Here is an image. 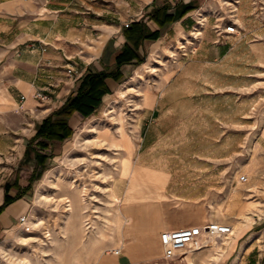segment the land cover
<instances>
[{
    "label": "rangeland",
    "instance_id": "obj_1",
    "mask_svg": "<svg viewBox=\"0 0 264 264\" xmlns=\"http://www.w3.org/2000/svg\"><path fill=\"white\" fill-rule=\"evenodd\" d=\"M189 14L187 24H174L167 30L169 37L160 42L154 60L147 61L153 46L148 45L143 49L141 64L123 68L124 77L110 82L112 92L103 96L92 115L75 114L70 119L73 135L53 145L44 166H37L26 156L27 143L16 166L5 156L4 197V186L12 178L10 184L18 180L19 186L11 190L18 189L16 194L23 191L28 203L20 207L19 216L9 217L0 229V264H97L110 249L140 242L143 237L152 248L158 247L152 264H192L190 257L196 264H210L218 261L219 253L205 245L199 251L165 258L157 238L169 227L155 232L150 223L162 218H172L177 228L205 226L212 221L226 223L237 229L229 238L215 237L225 242L242 233L238 226L247 227L255 218L264 217V0H200L198 8ZM232 22L238 32L224 33ZM217 48L226 50V56L219 58ZM186 63L210 66L203 72L205 106L219 108L213 116L220 117L223 128L220 133L213 132L216 127L208 110L202 121L213 125H206L203 134H155L157 142L176 148L151 152L163 154L172 173L164 182L156 171L141 167L149 180L131 198L127 193L130 176L120 180L125 148L115 147L112 138L120 141L128 135L132 148L134 142L138 146L145 141L143 95L151 89L158 91L163 79L180 72ZM141 65V73L136 74ZM124 84L128 88L121 99L117 92ZM114 100L122 101L115 105ZM93 128L101 133H92ZM105 132L104 145L87 142L103 139ZM140 153L135 151V158ZM216 157V161H208ZM130 159L132 169L138 166L133 157ZM35 170L37 178L31 189H24ZM241 175L248 176L249 181L241 182ZM117 182L125 184V197L118 195ZM151 185L160 187V191L151 189ZM66 197L74 205L72 210ZM23 215L26 221L20 220ZM202 243H207L205 238ZM226 250H220L222 261Z\"/></svg>",
    "mask_w": 264,
    "mask_h": 264
},
{
    "label": "crops",
    "instance_id": "obj_2",
    "mask_svg": "<svg viewBox=\"0 0 264 264\" xmlns=\"http://www.w3.org/2000/svg\"><path fill=\"white\" fill-rule=\"evenodd\" d=\"M190 1L200 5V0H0V204L4 198L5 156L12 166H16V161L23 158L28 139L35 134L46 116L40 119L39 115L48 114L60 107L74 94L77 80L85 72L115 69L116 57L126 42L123 28L127 23L143 20L150 31H161L159 39H147L139 48L143 55L144 47L153 45L147 61L154 60L161 49L160 42L169 37L167 30L174 24L177 27L187 24L190 14L187 13L163 28L150 19L149 14L164 4L175 7L179 3ZM116 5L119 8H115ZM215 51L219 58L227 54L221 48ZM68 63L78 72L76 81L63 76L65 83L55 88L49 100L42 102L35 96L37 90L51 82L50 75L65 74ZM130 64L133 63L126 64L123 68ZM142 65L136 74L141 73ZM198 66L186 63L180 72L163 79L158 91L151 89L141 99L145 141L138 146L134 142L130 156L139 167L156 171L164 182L172 173L170 163L164 161L163 154L151 152L172 151L176 148L171 144L157 142L153 138L155 134H203L204 127L209 124L216 127L214 133H220L223 128L220 117L213 116L219 108L216 105L205 106L207 99L203 95V72L210 66L204 63ZM197 71L199 73L195 74ZM132 79L134 77L129 80ZM107 81L111 88L110 82L115 80ZM208 110L213 116V124L202 121L204 112ZM190 128L200 130L190 131ZM137 150L143 153L135 158ZM151 156L155 159H148ZM217 158L219 157L208 161L214 162ZM7 181L14 182L12 178ZM124 185L123 182H117L116 189L120 197L126 195ZM151 189L158 192L161 188L151 185ZM17 192L18 189L15 188L10 194L16 195ZM27 200L23 196L0 214V229L8 223L9 217L19 216L20 207H24ZM150 225L155 232L166 227L177 228V223L172 218H162ZM238 229L242 230L239 236H232L227 244H222V250L227 249L223 261L220 251L218 261L210 264H264V217L259 220L255 218L251 225H240ZM229 237L230 235L227 238ZM144 239L143 237L140 242L132 241L122 246L120 254H115L110 249L99 257L97 264H152L151 261L158 256V247L152 248ZM157 241L161 244L159 238ZM199 248L192 251H199ZM190 259L192 264H196L193 257Z\"/></svg>",
    "mask_w": 264,
    "mask_h": 264
},
{
    "label": "trees",
    "instance_id": "obj_3",
    "mask_svg": "<svg viewBox=\"0 0 264 264\" xmlns=\"http://www.w3.org/2000/svg\"><path fill=\"white\" fill-rule=\"evenodd\" d=\"M199 5L190 2H182L172 7L164 4L155 8L149 14V18L154 20L161 28L178 21L190 11L198 8ZM126 37L121 52L116 57L115 69L110 71L85 72L77 81V90L74 94L57 109L48 114L39 125L36 133L27 141L26 156L34 159L37 166H44L48 159L53 145L62 143L71 137L74 129L70 124V119L75 114L84 117L92 115L101 105L103 96L111 93L108 79L120 81L124 77L123 66L129 63L141 64L144 56L139 52L140 46L145 40H157L161 36V31H150L143 20L129 23L123 28ZM36 170L29 179V184L24 188L31 189L32 183L37 178ZM19 186L18 180L14 184L6 183L5 197L0 204V214L6 208L24 196V192L11 195L10 190Z\"/></svg>",
    "mask_w": 264,
    "mask_h": 264
},
{
    "label": "built area",
    "instance_id": "obj_4",
    "mask_svg": "<svg viewBox=\"0 0 264 264\" xmlns=\"http://www.w3.org/2000/svg\"><path fill=\"white\" fill-rule=\"evenodd\" d=\"M127 23L126 25H128ZM237 31V25L235 22L230 23L224 28V33L235 34ZM221 35V34H219ZM72 78L76 81L78 76L77 70L68 63L65 66V74L60 76L50 75L49 79L51 82L46 86L37 90L35 96L42 102L50 99V94L55 90L56 87L60 86L64 82L63 76ZM22 98H25L22 96ZM240 181L246 183L249 181V177L246 175L240 176ZM27 216L23 215L20 217L21 221H26ZM207 231L210 234H214L218 237L227 236L232 231V226L226 223H219L212 221L205 226L192 225L187 227H180L174 229L162 230L159 234V239L163 247L164 256L167 258L175 257L182 251H192L196 248L202 247L203 243L201 237L203 232ZM204 248V247H202ZM115 254H120L122 247L113 249Z\"/></svg>",
    "mask_w": 264,
    "mask_h": 264
},
{
    "label": "bare ground",
    "instance_id": "obj_5",
    "mask_svg": "<svg viewBox=\"0 0 264 264\" xmlns=\"http://www.w3.org/2000/svg\"><path fill=\"white\" fill-rule=\"evenodd\" d=\"M229 4H231V5H233V6H235L234 4H233V2L231 3V2H229ZM196 34H201V32H198V33H196ZM261 57L262 58H264V54H262L261 55ZM127 88H128V86L127 85H122L121 86V88L118 90V95H119V97L121 98V99H124L125 98V96H126V92H127ZM122 101V100H121ZM121 101L120 100H114V101H112L115 105H117V104H119V103H121ZM115 110H113V111H111V112H114ZM114 119H116V118H114ZM91 132L92 133H94V134H96V133H101V131H98L96 128L94 129H91ZM105 134H108L107 132H105L104 133V137H103V139H101V140H98V139H96L95 138V140H89L88 139V141L87 142H89V141H91L93 144H96V145H104L102 142L106 139V136L107 135H105ZM111 136H113V135H111ZM112 143L114 144V146L116 147V146H122L123 148H125L124 149V151H123V153L125 154L124 155V157H123V159H122V167H121V171H120V177L122 178V179H125V178H127V177H129L130 176V178H131V184H130V187H129V189H128V195H129V197H131V198H135V196L140 192V189H141V187H143L145 184H147V181L149 180V178H147L146 177V170H144V169H142L141 167H139V166H136L135 165V167L132 169V163H131V159H130V153H131V150H132V142H131V140L129 139V137H128V135L126 136V135H124V137L122 138V140H120V141H118L116 138H112ZM90 144V143H89ZM117 150V149H116ZM129 180V179H128ZM112 192H113V194H114V197L116 198V200L117 201H119V197H118V195L114 192V190H113V188H112ZM154 196L155 197H157L158 195L157 194H154ZM46 198V197H45ZM66 199V201L65 202H67V207H68V209L69 210H72L73 208H74V205H73V203H72V201H71V199L70 198H68V197H66L65 198ZM116 201V202H117ZM80 204V203H79ZM202 225H204V224H202ZM236 229L237 228H234V230H232L231 231V233H229L225 238H227L229 235H233L234 233H235V231H236ZM206 235V236H205ZM202 236H204L203 237V239L205 238V240H206V244H203V247H204V245H205V247H212V248H215V249H217V252L219 253L220 252V250H222L223 248H222V244H227V242L228 241H225V242H223L222 244L221 243H219L216 239H215V237H218V236H216V235H214V234H210V233H208L207 231H204L203 232V235ZM79 238H80V236H79ZM202 248V247H201ZM200 249V248H199ZM198 250V249H197ZM185 252L186 251H182L181 253L182 254H185ZM180 253V254H181ZM179 255V254H178ZM178 255H176V256H178ZM175 256V257H176ZM175 257H172V258H167V257H165V258H167V259H173V258H175ZM187 260V259H186ZM185 260V261H186ZM179 261V260H178ZM187 262V261H186ZM167 263V262H166ZM178 264V263H177Z\"/></svg>",
    "mask_w": 264,
    "mask_h": 264
}]
</instances>
